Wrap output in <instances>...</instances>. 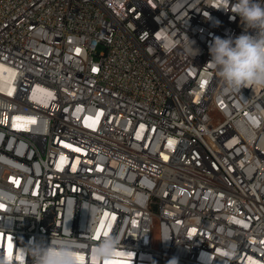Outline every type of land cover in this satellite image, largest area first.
<instances>
[{"label": "built area", "instance_id": "obj_1", "mask_svg": "<svg viewBox=\"0 0 264 264\" xmlns=\"http://www.w3.org/2000/svg\"><path fill=\"white\" fill-rule=\"evenodd\" d=\"M230 10L0 0V264L51 240L77 264H264V88L207 64L245 31Z\"/></svg>", "mask_w": 264, "mask_h": 264}, {"label": "clouds", "instance_id": "obj_2", "mask_svg": "<svg viewBox=\"0 0 264 264\" xmlns=\"http://www.w3.org/2000/svg\"><path fill=\"white\" fill-rule=\"evenodd\" d=\"M231 12L238 15L245 31L237 37H216L209 45L211 59L207 64L223 80L230 91L244 88H264V0H230ZM195 55L199 50L192 47ZM194 55V56H195ZM120 241L105 237L95 249L101 259L114 256ZM33 264H77L74 249L52 241L28 246ZM176 264V261H170Z\"/></svg>", "mask_w": 264, "mask_h": 264}, {"label": "rangeland", "instance_id": "obj_3", "mask_svg": "<svg viewBox=\"0 0 264 264\" xmlns=\"http://www.w3.org/2000/svg\"><path fill=\"white\" fill-rule=\"evenodd\" d=\"M103 50V46L102 45H99L98 47H97V52H100V51H102Z\"/></svg>", "mask_w": 264, "mask_h": 264}]
</instances>
